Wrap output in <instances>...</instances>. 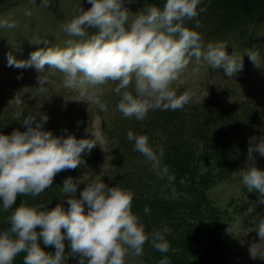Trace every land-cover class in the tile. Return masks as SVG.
Masks as SVG:
<instances>
[{"label":"clouds","instance_id":"obj_1","mask_svg":"<svg viewBox=\"0 0 264 264\" xmlns=\"http://www.w3.org/2000/svg\"><path fill=\"white\" fill-rule=\"evenodd\" d=\"M51 2L41 0L44 7ZM88 3L89 9L79 7L64 25L63 31L70 38L63 45L39 48L26 61L9 54V66L34 67L38 73H44L45 66L56 70L63 74L65 88L85 98L74 100L92 102L102 111L107 108L101 103L97 86L111 81L119 96L117 110L137 121L145 120L151 110L175 111L193 102L196 92L187 89L178 94L176 84L193 57L213 69L223 68L228 77L243 69L244 54L235 50L229 54L223 41L205 45L201 34L189 26L193 21L200 26L197 17L206 11L199 7L202 0H166L163 7L152 4L136 13L124 7V0ZM14 27L15 22L0 20V28ZM246 53L260 66L258 50ZM48 82V75L38 76V94H47ZM47 120V114L29 113L21 121L24 131L0 133V202L3 212H10L9 227L0 230V264H14L21 253L23 264H62L67 258L65 239L70 241L71 255L79 257V264H126L129 256L142 257L144 245L149 242L160 253H168L166 235L171 229L163 226L147 232L145 223L133 212V190L120 184L109 186L99 176L86 183L79 198L77 186L82 182L71 176L64 180L61 191L69 194L67 209L63 200L51 208V201L27 200L13 207L18 196L38 197L52 187L58 173L86 164L83 154L100 144L98 130L88 129L90 136L79 139L74 134L57 136L45 130ZM127 139L134 142V150L158 176L167 177L169 183L175 180L162 164V147H154L147 135L132 131L127 133ZM254 153L264 156V137L250 138L247 166L241 171V183L247 192L258 193L246 215L252 214L257 204L264 205V169L257 166ZM148 211L145 207L144 212ZM254 231L258 241H264V219L259 220ZM48 247H54V253L47 251ZM249 253L252 259H264L254 244ZM159 264H170V260L161 259Z\"/></svg>","mask_w":264,"mask_h":264},{"label":"trees","instance_id":"obj_2","mask_svg":"<svg viewBox=\"0 0 264 264\" xmlns=\"http://www.w3.org/2000/svg\"><path fill=\"white\" fill-rule=\"evenodd\" d=\"M20 1L0 0V16ZM139 1L145 2L146 8L152 4L163 7L166 2V0ZM199 7L206 9L197 17L200 26L196 27L195 21L189 26L201 34L205 45L209 42L229 40L234 46L232 52L235 50L239 54H244L243 69L233 77H228L223 68L213 69L202 60L197 63L193 57L187 66L190 69L187 70V74L194 70L203 78L201 80H211L212 75L218 77L219 81L222 80L215 88L201 83L204 85L202 88H208L209 93L213 95L205 99L195 97L193 102L175 111L151 110L143 121L125 118L117 110L119 96L113 91L115 83L111 81L97 86L101 103L107 108L106 111H102L92 102H83L80 105L66 103V97L78 94L63 86V74L56 70L47 69L45 66V72L38 73L34 67L9 66L8 55H5L4 51L18 47L20 58L17 60L26 61L31 53L39 48L63 45L64 36L58 37L50 32L43 37H34L33 40L29 37L10 41L12 34L0 33V96L4 95L8 88L37 84L39 75H48L49 79L45 85L48 89L46 95H40L34 90L29 101L23 106L0 103V133L11 134L17 129L24 131L22 119L29 113L35 114L39 111L48 116L44 125L45 130H51L57 136L74 134L79 139L89 137L90 132L87 130L95 129V120L99 119L107 152L103 155L99 142L100 144H97L90 153L83 154L86 164L74 170L58 173L52 187L38 197L18 196L13 207L19 206L22 200H27L29 203L51 201L48 205L51 208L63 200L65 201L63 206L67 209L69 206L66 201L69 194L63 195L61 191L64 180L71 176L77 182H82L77 186L76 197L79 198L86 183L99 176L109 186L120 184L133 190V212L145 223L147 232H154L163 226L171 229L166 235L170 243L168 253H160L151 247L149 242L144 245V256L152 261L165 258L171 260L170 254L176 253L179 256L178 260L185 264L221 263L217 257L216 244L220 237L209 235L207 228L219 220L217 217L205 215L206 198L200 192L205 185L199 179L200 176H192L190 165L192 163L198 165V161L206 159L196 152L198 143L210 144L204 148H208L211 151L210 155L216 159L229 153L245 160L250 138L264 137V72L260 66L253 68L250 72L254 78L253 82H248L247 74L250 71L251 60L246 53L250 49L257 50L258 42H254L264 39L262 38L264 34L259 32L260 28L264 27V0H202ZM37 40H41V43H37ZM44 40L48 43H43ZM176 84L179 85L178 94L187 89H192L196 93L202 89L195 88L184 79H180ZM238 86L242 87V92L237 91ZM225 94H233L234 97H231L229 102L220 100L219 97ZM129 131L135 135H147L151 145L164 149L162 164L168 167L170 175H174L175 180L172 183L168 182L167 177L162 179L158 176L151 169V164L134 150V142L127 139ZM253 155L261 159V168L264 169V156L258 153ZM103 159H107V164L101 167ZM145 207L149 209L147 213L144 212ZM9 214L10 212H3L0 202V230L9 227L7 223ZM64 243L65 250L68 249L70 252L65 253L67 257L71 255L70 241L65 239ZM41 246H44L42 240ZM46 250L54 253L55 248L48 247ZM23 256V253L18 255L14 264H23ZM205 258H210V262L205 261ZM66 259L62 264H65Z\"/></svg>","mask_w":264,"mask_h":264},{"label":"rangeland","instance_id":"obj_3","mask_svg":"<svg viewBox=\"0 0 264 264\" xmlns=\"http://www.w3.org/2000/svg\"><path fill=\"white\" fill-rule=\"evenodd\" d=\"M81 7L87 10L91 7L88 0H52L48 7H44L41 4V0L32 2V0H21L15 5L11 6L3 16H0V20H7L9 22H15L16 27L12 29L0 28L2 35L12 34L11 40H18L34 37H43L50 32H53L58 37L64 36L63 43L70 37L63 31L64 25L69 22L76 14L77 9ZM124 7H127L130 12L136 13L140 10L146 9L145 2L139 0H124ZM27 12H31V15H26ZM130 16V20H131ZM259 32L264 34V27L260 28ZM264 36H262L263 38ZM226 42V51L232 52L234 46L229 40H221ZM220 41V42H221ZM258 42V43H257ZM257 43V50L259 51V63L264 72V39L255 41ZM20 49L18 47L10 48L4 51L5 55L11 54L16 60L20 58ZM193 59V58H192ZM21 60V59H19ZM254 66V67H253ZM256 66V67H255ZM253 68H259L251 61L250 71L248 72V82H253V76L250 72ZM186 68L181 74L180 79H184L188 84L193 85L195 88H202L201 83L205 86L218 87L217 85L222 81L216 76H211V80L201 78L197 75L198 71H190L187 74ZM206 78L205 75H203ZM230 79V78H229ZM38 84H32L30 86H18L15 89H7L4 95V99L0 100L1 104H14L15 106H23L30 99V94L37 90ZM33 89V90H32ZM237 91L242 92V87H237ZM236 91V94L239 95ZM209 89H201L196 93L198 99H205L211 97ZM219 97V96H218ZM233 94L222 95L220 100L225 102L231 101ZM74 99L81 98L76 94H71L65 99L66 103L73 105H80L87 101H77ZM95 130H100V120H95ZM102 146L103 155H105L106 147L105 140L101 133V139L99 141ZM209 147L210 144L198 143L196 151L198 154L203 155L206 159L200 160L198 165H190V172L192 176H200L204 185L201 189V193L206 198V211L205 215L217 217L219 220L213 225L207 227L209 229V235H219L220 240L216 242L218 245V259L220 264H264V259L257 257L252 259L250 257L249 248L252 244L260 249V254L264 256V241H258V236L254 229L257 227L260 219H264V205L257 204L254 212L250 215H246L245 212L250 203H254L258 199V193L247 192L246 188L242 185L241 171L247 166L245 160L239 159L235 154L225 153L220 158L216 159L210 155V150L204 147ZM209 155V156H208ZM256 164L261 168V159L257 156ZM107 164V159L102 160V166ZM193 165V166H192ZM94 171H92V174ZM65 253H70L68 249ZM170 264H185V262L178 260L179 256L176 253H171ZM210 257V256H209ZM75 259V260H74ZM159 260H151L146 256L131 257L126 259V264H159ZM205 261L210 262V258H205ZM65 264H79V257L68 255ZM87 264V261H85Z\"/></svg>","mask_w":264,"mask_h":264}]
</instances>
